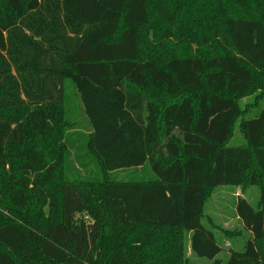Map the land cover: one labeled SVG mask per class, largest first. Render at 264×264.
I'll use <instances>...</instances> for the list:
<instances>
[{"label":"trees","instance_id":"trees-1","mask_svg":"<svg viewBox=\"0 0 264 264\" xmlns=\"http://www.w3.org/2000/svg\"><path fill=\"white\" fill-rule=\"evenodd\" d=\"M62 6L82 35L61 67L34 66L54 68L57 97L46 87L28 100L7 33L40 0H0V264H264V108L241 119L244 143L228 144L246 111L242 98L264 92V0ZM66 80L89 125L84 148L99 180L66 175ZM144 165L154 178L111 176ZM221 185L261 192L257 208L238 197L251 236L226 260L216 258L223 247L205 211ZM186 238L191 253L216 259L192 262Z\"/></svg>","mask_w":264,"mask_h":264},{"label":"rangeland","instance_id":"rangeland-1","mask_svg":"<svg viewBox=\"0 0 264 264\" xmlns=\"http://www.w3.org/2000/svg\"><path fill=\"white\" fill-rule=\"evenodd\" d=\"M67 17L68 15L62 6V0H40L39 9L7 33L9 53L17 50L19 56L22 57V61H19V72L22 75L24 95L28 94L29 90V96L26 98L28 100L32 98L38 100L39 93H44L46 87V96L57 97V89L61 87V81L56 73L51 72L54 71V68L47 69L45 73V71L37 70L34 66L38 65L40 68L43 65L61 67L60 61L64 55V50L68 51V48L71 49L78 42L82 32H74L68 24ZM17 33L19 38H14ZM159 55L167 57L169 54L160 50ZM64 87L70 98L69 103L65 106V117L69 123L67 135L71 143L66 158V175L76 181L99 180L102 177L99 164L93 155L84 148L85 134L89 131L84 111L75 97V90L71 82L66 80ZM33 94L35 96H32ZM155 98L160 100L161 96ZM241 102L246 107V111L236 123L234 134L228 142L229 145L244 143L245 139L239 124L242 118L255 117L264 108V92L254 91L252 94L244 96ZM111 176L117 179L154 178L153 172L147 165L141 168L131 167L116 170L111 172ZM240 195L246 198L253 207H258L261 192L256 185L247 187L218 186L211 192L206 202V214L214 217L217 225L215 227L216 236L223 247L216 258L222 260L229 257L230 250H243L246 241L251 236V232L244 227L241 220L232 219L236 217V202ZM221 227L238 228L241 229L242 233L237 236H227L222 233ZM158 241H162L161 238ZM184 251L192 262L209 263L216 259L191 253L187 238L184 240Z\"/></svg>","mask_w":264,"mask_h":264},{"label":"crops","instance_id":"crops-1","mask_svg":"<svg viewBox=\"0 0 264 264\" xmlns=\"http://www.w3.org/2000/svg\"><path fill=\"white\" fill-rule=\"evenodd\" d=\"M240 197H241V195H240ZM212 217H213V216H212ZM235 218H237V220H240L239 217H238L237 215H236V217H233L232 219L234 220ZM237 220H236V221H237ZM233 223H234V222H233ZM230 225H231V224H230ZM223 228H224V227H223ZM225 229H227V231H228V233H225V234H228L227 236H229V234H231V232H230L231 230H232V231H234V230H236V231H240V233H237V232H236V234H234L235 236H237V235H239V234L242 233L241 229H238V228H226V227H225ZM225 239H226V238H225ZM190 251H191V250H190Z\"/></svg>","mask_w":264,"mask_h":264}]
</instances>
